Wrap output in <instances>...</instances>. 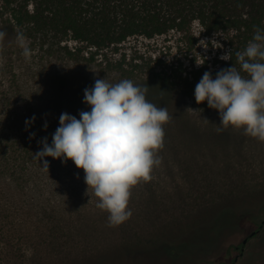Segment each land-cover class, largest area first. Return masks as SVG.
Wrapping results in <instances>:
<instances>
[{"label":"rangeland","instance_id":"obj_1","mask_svg":"<svg viewBox=\"0 0 264 264\" xmlns=\"http://www.w3.org/2000/svg\"><path fill=\"white\" fill-rule=\"evenodd\" d=\"M193 33L128 45L190 71L227 54L223 34L198 21ZM103 66L0 33V122L40 152L25 179L0 165V264H264V83L205 82L216 107L205 111L180 88ZM220 204L235 223L179 260L167 234Z\"/></svg>","mask_w":264,"mask_h":264},{"label":"trees","instance_id":"obj_2","mask_svg":"<svg viewBox=\"0 0 264 264\" xmlns=\"http://www.w3.org/2000/svg\"><path fill=\"white\" fill-rule=\"evenodd\" d=\"M0 20V33L16 32L58 57L99 62L105 70L118 71L128 80L146 77L172 89L180 88L205 111L216 109L207 88L212 84L205 82L218 87L230 84L234 90L241 81L247 86L264 83V0H0ZM197 21L206 34H223L228 50L211 65L204 63L194 71L182 62L170 64L156 54L128 45L133 38L169 34L194 40ZM215 132L229 137L228 130L219 128ZM36 157L40 159V152L29 137L8 132L0 122L1 166L12 168L14 174L23 170L19 178L25 179ZM224 209L230 210L228 216L219 217ZM55 215L62 217L54 223L59 237V232H67L65 217ZM236 215V209L216 205L208 217L167 234L175 252L180 253L178 259L208 250L222 228L235 223ZM163 245L165 251L170 248ZM121 255L131 259L125 250ZM119 256L111 255V259Z\"/></svg>","mask_w":264,"mask_h":264},{"label":"water","instance_id":"obj_3","mask_svg":"<svg viewBox=\"0 0 264 264\" xmlns=\"http://www.w3.org/2000/svg\"><path fill=\"white\" fill-rule=\"evenodd\" d=\"M263 225H264V224L261 223L259 227L261 228V227H263ZM260 228H259V229H260ZM259 229L252 231V232H251L246 238H244L242 244L245 245V244L248 242L249 238L252 237V236H254V235L259 231ZM242 248L244 249V247H242ZM241 253H242V252H241ZM237 259H238V256L236 257V260H237ZM233 264H235V263H233Z\"/></svg>","mask_w":264,"mask_h":264},{"label":"flooded vegetation","instance_id":"obj_4","mask_svg":"<svg viewBox=\"0 0 264 264\" xmlns=\"http://www.w3.org/2000/svg\"><path fill=\"white\" fill-rule=\"evenodd\" d=\"M257 234V233H256ZM237 248H240L239 246H237Z\"/></svg>","mask_w":264,"mask_h":264}]
</instances>
